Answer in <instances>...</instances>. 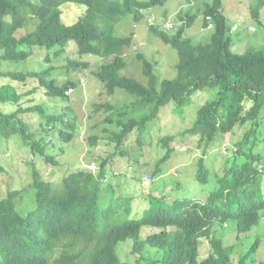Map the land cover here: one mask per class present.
I'll return each instance as SVG.
<instances>
[{
  "label": "trees",
  "instance_id": "trees-1",
  "mask_svg": "<svg viewBox=\"0 0 264 264\" xmlns=\"http://www.w3.org/2000/svg\"><path fill=\"white\" fill-rule=\"evenodd\" d=\"M165 2L0 0V63L27 62L40 49L48 52L42 65L50 67L53 58L65 59L66 55L67 59L71 42L76 45L78 58L69 61L66 74L88 70V57L107 60L94 74L104 84L107 95L113 96L117 89H122L135 97L134 102L121 107L109 103L98 107L107 114L104 122L119 128L115 134L118 149L135 130L146 133L148 125L170 104L180 112L191 106L196 93L205 89L216 91L215 98L198 109L186 131L198 137L197 147L203 154L195 179L207 184L210 173L204 157L216 143L223 145L222 141L227 143L229 135L240 128L246 129L232 146L234 155L228 158L222 174L215 178L206 201L186 196L169 202L166 196L152 197L151 193L147 196L150 207L141 212V202L136 196L116 195L117 186L108 183L112 176L107 168L115 157L113 154L102 160L97 173L84 169L72 171L58 186L45 180L34 163L30 187L35 208L26 215L21 214L19 209L25 195L20 190L0 197V264H144L148 262L146 252L153 249L162 253V259L151 264H264L256 259L261 245L260 229L264 225V176L261 175L264 170L262 157L257 153L264 142V46H250L243 53L234 51V41L238 40L232 37L224 14V0H207L202 9L203 25L208 23V18L214 24L208 43L195 44L186 36L198 19V14L189 11L177 15L175 33L164 30L165 23L150 28L163 43L178 52L175 79H165L159 84L154 65L140 52L137 59L148 84L122 76L128 65L124 54L133 46L135 34L117 36V24L127 18L139 22L144 11L163 6ZM66 3L84 6V17L72 25L63 24L62 7ZM263 8L264 0L252 4L250 19L264 29ZM246 21L251 23L249 17ZM29 27L31 31L18 36ZM53 71L49 68L28 74L0 72L3 79L0 140L9 141L19 135L34 158L58 166L55 157L49 154L50 140L46 136L54 131L57 138L70 143L77 131L76 119L66 111L48 113L43 103L29 107L25 101L26 108H23L19 103L22 97L11 87L13 80L26 82L32 78L39 82L34 85L38 89L34 94L42 91L46 99L71 101L67 92L71 88L75 91L78 84L58 83L52 77ZM32 113H38L45 120L47 126L41 127L46 136L39 133L37 138L22 118ZM172 140H161L165 155L158 162L156 173L149 175V183L160 175L159 166L172 155L175 149ZM97 143L96 136L89 137L91 147ZM229 150L226 147L225 153ZM121 154L124 155V150ZM136 202L140 205L138 210ZM229 222H234L236 240L252 237V230L261 233L238 260L232 257L233 246H224L222 239L215 236L216 230H222ZM203 239L209 240L211 248L210 256L204 260L199 252Z\"/></svg>",
  "mask_w": 264,
  "mask_h": 264
},
{
  "label": "rangeland",
  "instance_id": "rangeland-1",
  "mask_svg": "<svg viewBox=\"0 0 264 264\" xmlns=\"http://www.w3.org/2000/svg\"><path fill=\"white\" fill-rule=\"evenodd\" d=\"M206 1L166 0L163 6L144 11L143 19L139 22L130 18L121 20L116 26V35L125 37L131 33L135 34L133 46L124 54L128 65L121 72V75L136 79L144 85L148 84V78L142 72V64L137 59V54L140 52L154 65V75L159 84L165 79H175L177 77L176 65L179 62L178 52L172 46L163 43L151 32L150 28L152 25L160 26L171 21L176 23L179 13L189 11L193 15L198 14V19L187 30L186 36L190 37L195 44L208 43L212 30L204 29V17L202 15ZM256 2L257 0H224V14L228 19L229 27L232 28L235 21L249 17L251 24L257 28V32L240 29L238 32L232 33V37L238 40L234 41L233 46V50L236 52L243 53L250 46H264V29L258 27L250 19V7ZM85 13L86 8L84 6L66 3L62 7V23L72 25L84 17ZM261 15L264 20V8ZM29 30L31 31L32 27L19 32L18 36L25 35ZM169 32L175 33L177 29ZM74 48L76 49V45L71 42L67 59L66 55H64L65 59L53 58L49 64L50 67L42 65L48 52L40 49L35 50V54L29 57L27 62L0 63V72L2 73L28 74L53 68L52 77L56 78L58 83L73 81L78 84V88H75L74 93L70 96L71 101H69L56 98L46 99L45 93L42 91L34 94V91H38L34 85L35 83L39 84V82L32 78L26 82L13 80L11 87L19 94V97H22L19 101L22 107L23 102L27 101L25 106L29 107L43 103L48 113L59 114L66 111L69 117L74 116L73 119H76L77 131L73 140L70 143H65L57 138V132L51 131L49 136L45 135L41 125H47L38 113L23 115L22 118L30 125L31 131L36 132L34 134L37 138H39L38 134L40 133L51 141L47 144L49 154L55 157L58 166L47 165L42 160L34 158L23 138L19 135L14 136L9 141L0 140V197H5L10 191L20 190L24 192L25 201L21 203L19 210L21 214L26 215L35 208L36 204L34 192L30 187L34 163L45 180L52 181L58 186L63 177L72 171L84 169L94 174L97 173L102 160L113 154L115 157L107 168L108 173L112 176L108 178V183L117 186L116 195L123 193L136 196L135 199L141 202V212L150 207L151 202L148 206L147 196L151 193L152 197L162 198L166 196V201L169 202L175 198L186 196L199 197L202 201H206L207 194L215 183V178L218 174H222L228 158L234 155L232 146L240 140L246 129L240 128L234 135H229L227 143L222 141L223 145L216 143L209 154L204 157L205 166L210 173V181L207 184L195 179L203 154L197 147L198 137L188 135L186 131L194 122L198 109L205 102L214 99L216 91L205 89L196 93L191 106L180 112L175 109L173 104H170L162 109L158 117L148 125L146 133L140 134L138 130H135L128 136L126 143L121 144L118 149L115 134L119 132V128L116 124L105 123L104 119L107 114L103 108L98 110V107L107 103L121 107L134 102L135 97L122 89H117L113 96L107 95L104 84L94 75L100 65L108 62L102 58L88 57L86 58L90 63L88 70L71 71L66 74L65 68L69 61L78 58ZM2 82L3 79H0V89ZM35 100L36 103H33ZM91 136L98 138V143L94 147L89 144V137ZM166 138H173L171 144L175 149L169 160L159 166L161 173L159 172L160 175L154 178L151 184L148 177L156 173L157 164L165 155L161 140ZM226 147L231 149L227 153H225ZM62 148L63 151H61ZM123 150L124 155L121 154ZM257 153L262 157L261 166L264 170V142L257 149ZM261 175L264 176V172ZM143 181L146 184H143ZM179 183L181 184L180 188L178 187ZM139 206V203L136 202V210L139 209ZM263 224L264 220L262 221ZM260 231L262 234L258 230H252L250 233L252 237H242L236 240L237 233L234 222H229L222 230H216L215 236L222 239L224 246H233L232 257L238 260L241 254L244 255L249 251L250 244L258 238V234H261V245L257 251L256 259L257 261H264V225ZM199 252L200 258L203 260L210 256L211 248L208 239L201 241ZM145 256L149 264L162 259V253L156 249L146 252Z\"/></svg>",
  "mask_w": 264,
  "mask_h": 264
},
{
  "label": "built area",
  "instance_id": "built-area-1",
  "mask_svg": "<svg viewBox=\"0 0 264 264\" xmlns=\"http://www.w3.org/2000/svg\"><path fill=\"white\" fill-rule=\"evenodd\" d=\"M208 26L206 28H204L205 30H212L214 25L212 24L211 22V19L208 18ZM174 24L168 22L166 25H165V28L170 30V29H173L174 28ZM241 28H244V29H248L250 30L251 32H256V27L253 26L251 23H247L246 19L245 18H242V19H239L237 21L234 22V25L232 26V32H238ZM72 93H74V89L71 88L68 92H67V95L71 96Z\"/></svg>",
  "mask_w": 264,
  "mask_h": 264
},
{
  "label": "clouds",
  "instance_id": "clouds-1",
  "mask_svg": "<svg viewBox=\"0 0 264 264\" xmlns=\"http://www.w3.org/2000/svg\"><path fill=\"white\" fill-rule=\"evenodd\" d=\"M167 23H168V22H167ZM167 23H166V24H167ZM170 23H172V24H174V25H177V23H173L172 21H171ZM208 23H209V22H208ZM208 23L205 25L204 28H206V27L208 26ZM166 24H165V25H166ZM212 24H213V22H212ZM165 25L163 26V27H164V30H166V31H168V32H169V31H174V30L177 29V28H173V29L168 30V29L165 28ZM213 25H214V24H213ZM213 29H214V27H213ZM213 29H212V31H213ZM232 33H234V32H232V28H231V34H232ZM68 96H69V95H68ZM143 184H146V182L143 181Z\"/></svg>",
  "mask_w": 264,
  "mask_h": 264
}]
</instances>
